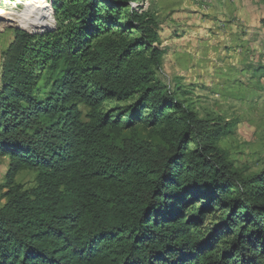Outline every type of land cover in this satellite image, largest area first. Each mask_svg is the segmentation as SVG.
<instances>
[{
  "label": "trees",
  "instance_id": "trees-1",
  "mask_svg": "<svg viewBox=\"0 0 264 264\" xmlns=\"http://www.w3.org/2000/svg\"><path fill=\"white\" fill-rule=\"evenodd\" d=\"M47 6L22 27L45 28L30 21ZM54 15L53 31L17 32L1 64L0 264H264V170L236 169L217 145L231 127L157 77L156 18L126 0H56ZM113 102L125 107L105 111ZM25 170L27 190L14 183Z\"/></svg>",
  "mask_w": 264,
  "mask_h": 264
},
{
  "label": "rangeland",
  "instance_id": "rangeland-1",
  "mask_svg": "<svg viewBox=\"0 0 264 264\" xmlns=\"http://www.w3.org/2000/svg\"><path fill=\"white\" fill-rule=\"evenodd\" d=\"M38 0H0V74L3 55L19 31L43 34L56 28V0H44L45 11L30 23L46 26L23 28ZM106 1V0H103ZM131 9L145 12L160 24L159 48L162 68L157 77L167 86L180 85L178 99L200 120L230 126L218 147L238 170L246 175L264 170V3L262 0H126ZM206 2V5L202 7ZM121 26L126 27L127 14ZM26 27V26H25ZM131 34L138 35L131 27ZM43 73H39L40 93H45ZM2 86L0 76V88ZM184 95H182V93ZM77 108H87L80 102ZM125 105L109 103L105 111ZM122 110V109H121ZM146 117L149 113H144ZM163 127L144 126L141 139L156 146L163 143ZM194 149L195 144L190 143ZM8 157L0 156V207L8 184ZM25 190L36 186V173L25 170L14 179ZM195 205V204H194ZM208 219H211L208 217ZM211 221L204 223L210 227Z\"/></svg>",
  "mask_w": 264,
  "mask_h": 264
},
{
  "label": "built area",
  "instance_id": "built-area-1",
  "mask_svg": "<svg viewBox=\"0 0 264 264\" xmlns=\"http://www.w3.org/2000/svg\"><path fill=\"white\" fill-rule=\"evenodd\" d=\"M204 4H202L203 6L202 7H204L205 5H206V2H203Z\"/></svg>",
  "mask_w": 264,
  "mask_h": 264
},
{
  "label": "water",
  "instance_id": "water-1",
  "mask_svg": "<svg viewBox=\"0 0 264 264\" xmlns=\"http://www.w3.org/2000/svg\"><path fill=\"white\" fill-rule=\"evenodd\" d=\"M35 34H37V33H35Z\"/></svg>",
  "mask_w": 264,
  "mask_h": 264
}]
</instances>
